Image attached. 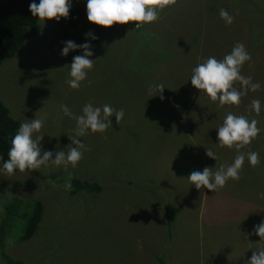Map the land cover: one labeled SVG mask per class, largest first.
Segmentation results:
<instances>
[{
	"label": "rangeland",
	"instance_id": "1",
	"mask_svg": "<svg viewBox=\"0 0 264 264\" xmlns=\"http://www.w3.org/2000/svg\"><path fill=\"white\" fill-rule=\"evenodd\" d=\"M70 3L82 6L80 29L98 35L99 45L67 18L39 19L41 31L0 65V98L15 118L43 120L33 138L43 135L41 155L51 151L53 159L58 151L67 154L77 126L61 105L76 116L89 102L125 115L120 124L111 117L104 133L76 137L90 150L75 168L49 164L8 175L0 158V224L9 201L22 198L6 240L9 254L31 264H245L244 258L248 264L264 247L254 234L264 221V0H178L156 22L111 28L88 20L87 0ZM221 8L235 17L231 25ZM66 41L88 43L94 53V68L78 90L67 81L83 49L64 56ZM237 42L252 57L241 75L261 88L249 90L238 106H220L191 84L192 70L208 57L222 60ZM160 84L163 99L154 87ZM253 99L261 101L258 115ZM228 113L258 121L261 133L240 151L258 152L261 162L252 167L246 158L239 181L229 179L216 192L198 190L187 179L193 171L215 172L237 155L218 144ZM72 178L102 188L73 192L65 188ZM36 201L44 206L40 225L19 240Z\"/></svg>",
	"mask_w": 264,
	"mask_h": 264
},
{
	"label": "clouds",
	"instance_id": "2",
	"mask_svg": "<svg viewBox=\"0 0 264 264\" xmlns=\"http://www.w3.org/2000/svg\"><path fill=\"white\" fill-rule=\"evenodd\" d=\"M177 3L178 0H87V18L91 23L105 28H111L115 24L127 25L130 22L139 26L158 21L161 18L160 12ZM70 9V0H39L38 4L35 2L30 4L32 15L42 21L55 19L59 22L61 18L69 17ZM219 15L227 25L234 22L235 17L224 8L220 9ZM86 35L97 39L92 33ZM91 47L88 43L78 45L73 41L65 42V47L62 49L64 56H67L70 51L83 49V55L75 56L70 65L71 79L67 83L72 89L78 90L81 82L87 78L88 72L94 68L95 60L90 58L94 55ZM251 59V54L244 44L237 42L231 53L225 55L222 60L208 57L203 63L198 64L192 70L191 84L206 93L212 101L218 100L220 106L225 104L238 106L249 90L256 92L261 88L259 82L254 83L251 77L241 75L243 65ZM237 82L242 90L235 87ZM154 87L163 99L162 93L165 87L162 84ZM152 90L150 88V91ZM250 107L258 115L261 112V101L253 99ZM61 108L64 115L76 121L75 135L69 136L72 141L71 145L75 146L69 145L67 154L64 151L56 152L55 159L51 151H45L41 155L40 143L43 135L33 137L34 133L41 131L43 120L35 118L24 122L11 140L8 159L3 164V169L8 175L14 174L17 169L20 172L39 170L41 166L49 164L57 167L63 165L65 169L69 165L75 168L83 159V151L90 150L76 137L85 136L89 130L92 133H104L112 126L111 117L115 116L116 123L120 124L125 115L123 109L117 110L108 104L94 107L91 102L83 107V114L79 116L74 115L66 105H61ZM257 125L258 121L255 119L249 121L243 115L236 116L228 113L222 126L218 128V144L220 147L237 150L234 162L231 165H221L215 172L209 167H205L202 172L193 171L187 178L189 182L194 184L198 190L206 188L216 192L223 188L229 179L240 180V172L246 158L252 167L258 166L261 162L258 152L240 151L250 145L261 133L262 129ZM206 155L218 160L211 149H207ZM65 188L71 189V183H67ZM254 234H258L261 238L260 244H264V221L255 226ZM248 264H264V247L253 252Z\"/></svg>",
	"mask_w": 264,
	"mask_h": 264
},
{
	"label": "trees",
	"instance_id": "3",
	"mask_svg": "<svg viewBox=\"0 0 264 264\" xmlns=\"http://www.w3.org/2000/svg\"><path fill=\"white\" fill-rule=\"evenodd\" d=\"M32 2L38 4L39 0H0V65L4 59L14 56L29 38L41 31L39 18L34 17L30 11ZM70 4L71 9L67 18L69 24L78 29L81 36L99 45L100 39L98 35L92 34L97 37V39H92V36L86 35L88 33L80 29V22L83 16L82 6L74 3ZM24 122V119L15 118L11 114L9 107L0 98V158L3 164L8 159L11 140L14 138L19 126ZM69 183H71L73 192L80 190L100 191L102 188L99 182L83 181L78 178H72ZM18 197L16 196L9 201L8 211L0 224V253L5 264H31L13 257L6 249V240L14 233L12 219L13 217L15 219L16 212L20 209V201H22V198ZM43 211V203L36 201L22 233L17 237L19 240H27L35 234L42 220Z\"/></svg>",
	"mask_w": 264,
	"mask_h": 264
},
{
	"label": "crops",
	"instance_id": "4",
	"mask_svg": "<svg viewBox=\"0 0 264 264\" xmlns=\"http://www.w3.org/2000/svg\"><path fill=\"white\" fill-rule=\"evenodd\" d=\"M254 229H255V228H254ZM249 261H250V260H249ZM243 262H245V264H246L247 260L244 258V259H243Z\"/></svg>",
	"mask_w": 264,
	"mask_h": 264
}]
</instances>
